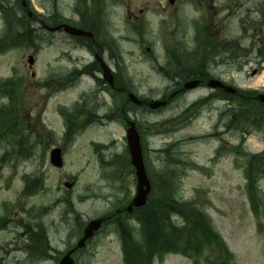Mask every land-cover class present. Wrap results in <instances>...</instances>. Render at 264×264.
I'll return each mask as SVG.
<instances>
[{"label":"rangeland","instance_id":"rangeland-1","mask_svg":"<svg viewBox=\"0 0 264 264\" xmlns=\"http://www.w3.org/2000/svg\"><path fill=\"white\" fill-rule=\"evenodd\" d=\"M28 1L30 11L21 8L23 0H0V43L13 37L19 42L0 47V81L14 78L22 92L21 124L15 130L29 135L22 154L0 141V217L9 214L6 222L0 218V264H58L89 221L127 205L135 194L127 125L105 118L118 116L122 106L101 89V73L95 69L97 78L85 75L55 91L71 72L93 69L89 65L100 53L97 45L90 52L58 28L49 29L46 24L55 19L92 24L104 43L105 60L139 98L170 96V103L155 111L127 104V95L123 103L140 129L151 177L167 173L179 200L203 206L231 257L227 262L219 239L209 238L201 239L194 251L148 252L145 264H264V174L257 175L250 192L246 173L252 156L264 157V124L231 125V100L208 86L171 96L178 89L177 60L200 52L203 42L195 37L206 28L220 40L241 39L246 48L255 46L246 59H239L241 71L225 55L208 60L209 74L243 90L264 92V61L257 56L264 30L251 26L258 23L259 0H96L99 15L95 0ZM45 75L52 85L42 82ZM8 102L3 94L0 106ZM65 115L74 123L68 138L63 137ZM49 129L53 133L44 135ZM54 147L66 149L63 168L50 161ZM35 180L40 186L26 193V181L33 187ZM66 182L74 186L68 188ZM253 194L258 212L251 204ZM171 218L184 224L181 216ZM121 230L130 248L140 246L138 223L112 224L74 254L76 263L125 264ZM37 241L46 242L44 248L40 244L41 260L35 258Z\"/></svg>","mask_w":264,"mask_h":264},{"label":"trees","instance_id":"trees-1","mask_svg":"<svg viewBox=\"0 0 264 264\" xmlns=\"http://www.w3.org/2000/svg\"><path fill=\"white\" fill-rule=\"evenodd\" d=\"M97 1L94 4V13L99 15L101 11L96 8ZM260 13V20L251 26L258 29L262 27L264 30V0H259L256 5ZM87 13V11H86ZM88 14V13H87ZM89 15V14H88ZM84 27L96 31L95 27L84 24ZM200 52H192L183 58L180 62L177 60L178 82L192 79L207 77V62L210 58L223 57L225 55L231 59V62L238 65V71H241L244 64L240 58L246 59L250 52L255 49L254 44L246 48L242 45L241 39H234L231 41L217 40L209 32V28L202 31ZM200 34V35H201ZM22 35V33H21ZM13 37V36H12ZM199 39V38H198ZM262 47L258 51V57L264 61V34L261 38ZM5 43V42H3ZM0 43V47L17 46V38L7 40L5 44ZM175 54V52H173ZM197 56V58H196ZM225 58V57H224ZM246 62V61H245ZM166 74L169 76L171 74ZM172 76V75H171ZM4 87L5 92L0 90V98L3 94L10 96L9 105H1L0 107V141H7L11 146L18 147L17 154H22L25 149L26 141L29 135L24 132H17L15 129L21 124L20 109L23 108V101L19 90L16 88L14 81H7L0 83V88ZM16 88V89H14ZM257 91L253 89L241 90L238 89L236 94L222 93L221 97L231 100V125L243 128L245 124L254 126H263L264 124V104L256 100ZM203 101L196 102L192 107L200 105ZM2 107H4L2 109ZM250 113V114H249ZM22 130L24 128L22 127ZM19 145L21 150L19 151ZM7 155L3 157L6 158ZM261 157L260 162L256 160ZM130 164V161L128 160ZM148 166V164H147ZM247 177L249 179L248 188L250 192L255 190V184L258 179V174H264V157L260 153L252 156L249 161L248 169H246ZM150 174V173H149ZM167 174V173H166ZM164 172L157 175L153 180V193L151 194L149 203L140 209L138 212L139 222L142 224L144 244L140 246L129 247L127 241V234L122 232L125 250V263L126 264H145L148 252H183L187 250H196L204 241L211 239H219L221 247L224 249L223 253L226 255V261L231 258L230 252L224 245L222 238L215 231L212 222L209 221L207 213L204 211L203 206L194 201H181L176 197V187H174L173 179L167 176ZM151 176V175H150ZM170 179H169V178ZM157 178V179H156ZM168 179V180H167ZM255 194V193H254ZM254 194L250 196L251 204L254 211L258 212V202L255 200ZM181 216L184 224L180 226L176 221L172 220L171 216ZM213 242V240H212ZM132 250L134 252H132ZM136 250V253H135ZM220 264V263H218Z\"/></svg>","mask_w":264,"mask_h":264},{"label":"water","instance_id":"water-1","mask_svg":"<svg viewBox=\"0 0 264 264\" xmlns=\"http://www.w3.org/2000/svg\"><path fill=\"white\" fill-rule=\"evenodd\" d=\"M172 3H174V0H170ZM65 29L67 32H69L72 35L75 36H86V37H92L93 33L90 31H86L77 27H73L70 25H65ZM29 62L31 65L34 63V58L30 56ZM103 64V76L104 78L110 83L113 84V74L111 73V69L105 64ZM201 84L200 79H190L187 80L181 90H193L197 88ZM206 85L212 89H218L221 88L227 93H236L237 89L233 86L226 85L224 82L217 78H211L206 81ZM177 92L173 93L171 96L175 95ZM130 100H132L134 103L142 104L143 101L138 99V97L130 93L129 94ZM257 99L260 102L264 103V93H261L257 96ZM165 101H152L149 102L148 105L151 109L155 110L158 109L160 106L165 105ZM127 140H128V148L131 156V162L132 165L135 168V174L138 179V185H137V195L134 199L133 204L129 207V209H132L133 206H143L147 202L148 194L151 190L150 181L147 176L146 167L144 163V156H143V150H142V144H141V137L140 133L136 127L135 122L130 123V127L127 130ZM51 162L55 166L61 167L63 165V159L61 150L59 148H56L52 150L51 152ZM102 224L101 219L92 220L86 230H85V236L80 241L79 246H83L85 244L86 239L90 238L95 231H97ZM60 264H73V260L70 257V253H68L60 262Z\"/></svg>","mask_w":264,"mask_h":264},{"label":"flooded vegetation","instance_id":"flooded-vegetation-1","mask_svg":"<svg viewBox=\"0 0 264 264\" xmlns=\"http://www.w3.org/2000/svg\"><path fill=\"white\" fill-rule=\"evenodd\" d=\"M23 7L24 8H28L29 5L26 1H23ZM97 44V41L95 40V45ZM99 49H101V53L104 54L105 53V49L103 46L101 45H98ZM92 50V48H91ZM96 55V54H95ZM115 77H117V81H118V75L115 73ZM106 87V86H105ZM122 87L116 83V85L112 88H109V90L106 88H104L103 90H108L106 92L110 93L113 97H114V100L116 101V104H120L122 107H121V110H120V113L118 116H114L113 115H110L109 119L112 120V121H115V120H120V119H123L124 116H123V111H124V95H126V91H124V89H121Z\"/></svg>","mask_w":264,"mask_h":264},{"label":"bare ground","instance_id":"bare-ground-1","mask_svg":"<svg viewBox=\"0 0 264 264\" xmlns=\"http://www.w3.org/2000/svg\"><path fill=\"white\" fill-rule=\"evenodd\" d=\"M209 72L210 71H208V70L206 71V73L208 74V76L207 77H204V80H208V79H211V78H215L214 76H212L211 74H209ZM40 244H42L43 245V248H44V246H46V242H40V243L37 244L36 248H37V254L39 256H41V252H42V248L40 247Z\"/></svg>","mask_w":264,"mask_h":264}]
</instances>
